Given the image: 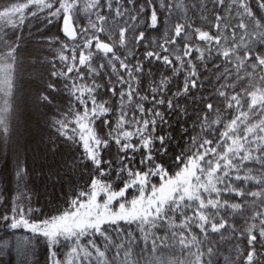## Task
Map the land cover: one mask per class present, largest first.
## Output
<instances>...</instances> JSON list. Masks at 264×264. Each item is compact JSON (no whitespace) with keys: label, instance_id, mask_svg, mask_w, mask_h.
<instances>
[{"label":"snow or ice","instance_id":"obj_1","mask_svg":"<svg viewBox=\"0 0 264 264\" xmlns=\"http://www.w3.org/2000/svg\"><path fill=\"white\" fill-rule=\"evenodd\" d=\"M0 264H264V0H0Z\"/></svg>","mask_w":264,"mask_h":264}]
</instances>
